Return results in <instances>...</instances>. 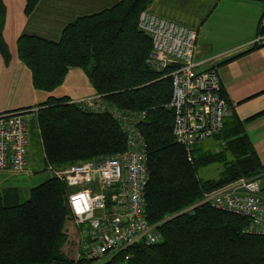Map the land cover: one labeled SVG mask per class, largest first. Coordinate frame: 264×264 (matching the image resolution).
I'll use <instances>...</instances> for the list:
<instances>
[{
    "label": "trees",
    "instance_id": "1",
    "mask_svg": "<svg viewBox=\"0 0 264 264\" xmlns=\"http://www.w3.org/2000/svg\"><path fill=\"white\" fill-rule=\"evenodd\" d=\"M38 1L27 0V15ZM153 2L120 0L77 17L58 40L22 33L17 48L36 89L51 92L63 83L71 67H81L111 108L146 112L139 125L149 157L146 217L150 223H159L161 241L137 242L99 261L77 260L66 249L70 239L65 225L71 219L67 187L51 177L30 188L29 199L22 203L0 189V264H264V235L247 230L248 218L208 203L182 211L200 201L205 192L240 177L264 181V163L243 122L232 112L222 130L210 137L218 148L204 151L200 143L195 144L189 160L175 141L173 111L166 106L171 82L165 72L150 65L152 40L139 27L140 13ZM6 12L0 0V53L9 64L11 54L3 36ZM258 35H264V13ZM260 45L255 42L250 50ZM222 96L227 97L225 91ZM37 108L34 115L48 164L65 167L127 148L126 135L111 109L96 111L54 96ZM213 163L223 164L222 176L202 180L199 168Z\"/></svg>",
    "mask_w": 264,
    "mask_h": 264
},
{
    "label": "built area",
    "instance_id": "2",
    "mask_svg": "<svg viewBox=\"0 0 264 264\" xmlns=\"http://www.w3.org/2000/svg\"><path fill=\"white\" fill-rule=\"evenodd\" d=\"M139 27L152 40L150 65L170 79L172 93L166 106L174 115L172 134L191 160L194 145L219 133L232 112L222 96L219 72L200 68L194 29L151 8L140 13ZM76 102L96 111L111 109L126 135L127 148L60 168L47 164L50 176L67 187L70 221L77 236L75 258L99 261L137 242L161 241L159 223H150L146 217L149 157L139 128L146 112L111 108L98 94ZM35 110L38 108L0 112V171L26 169L31 143L29 113ZM202 203L248 218L247 230L264 235V181L260 178L240 177L205 192L200 201L182 211Z\"/></svg>",
    "mask_w": 264,
    "mask_h": 264
},
{
    "label": "crops",
    "instance_id": "3",
    "mask_svg": "<svg viewBox=\"0 0 264 264\" xmlns=\"http://www.w3.org/2000/svg\"><path fill=\"white\" fill-rule=\"evenodd\" d=\"M3 1L7 10L3 36L11 61L6 64L0 53V112L37 107L50 96L77 101L97 95L87 71L81 67H71L63 83L51 92L36 89L31 70L19 58L17 40L22 33L58 40L65 26L77 17L111 7L120 0H39L29 15L25 12L27 0ZM174 1L182 2L168 0L170 4ZM220 1L208 0L207 5H197L193 7L194 13L186 14L163 5L161 0H154L151 9L162 17L194 29L198 37V32L207 27L204 23ZM239 9L246 19L243 22L245 28L249 30L244 40L216 50L198 45L196 59L202 62L201 69L215 68L219 72L231 111L243 122L264 163V35H258L264 3L237 0ZM259 38L262 40L259 48L250 50ZM50 178L49 173L40 174L39 171L35 174L31 171L21 174L0 171V189L6 196L16 198L17 188L29 189Z\"/></svg>",
    "mask_w": 264,
    "mask_h": 264
},
{
    "label": "rangeland",
    "instance_id": "4",
    "mask_svg": "<svg viewBox=\"0 0 264 264\" xmlns=\"http://www.w3.org/2000/svg\"><path fill=\"white\" fill-rule=\"evenodd\" d=\"M173 1V0H172ZM250 2V0H245V2ZM175 2V1H174ZM252 2V1H251ZM257 2V1H253ZM163 5H166L174 9L175 11H180L186 13H194L197 5L202 6V4L208 3V0H182L177 1L173 4H170L168 0H161ZM260 3V2H258ZM246 19L243 17L242 11L237 10V0H224L220 1L216 7L212 10L209 15V18L206 19L204 23L207 26L204 30L198 32L197 44L205 45L210 49H222L227 47H232L234 44L240 43V41L244 40L248 32L245 27ZM248 28V27H247ZM249 31V30H248ZM262 36V35H261ZM262 40L256 41L261 42ZM94 64V60L91 61L90 65ZM37 108V107H34ZM38 112L35 110L34 112H30V132H31V143L28 150V163L26 169L22 172H17L16 174H21L24 172H40V174L49 173L47 169L48 162L44 159V148L42 146V141L39 138V127L35 118L37 116L34 115ZM202 149L205 151L208 148L214 149L218 148L219 144L215 139H207L200 143ZM264 157V156H263ZM89 160V159H87ZM264 160V158H263ZM84 161V160H81ZM47 162V164H46ZM80 162V161H77ZM76 162V163H77ZM33 166V167H32ZM42 169H45L41 171ZM223 164L222 163H213L206 166H202L198 170V175L202 180L208 179H218L222 176ZM15 173V172H14ZM224 186V185H223ZM16 197V201L22 203L29 199L30 197V188H17V192L14 194ZM65 228L68 231L70 243L66 245V249L70 250V255L75 256L77 251V236L73 224L70 220L66 222ZM107 257V256H106ZM105 257V258H106Z\"/></svg>",
    "mask_w": 264,
    "mask_h": 264
}]
</instances>
